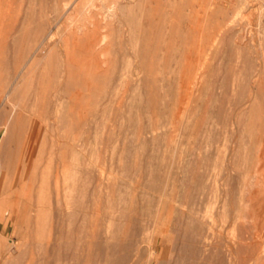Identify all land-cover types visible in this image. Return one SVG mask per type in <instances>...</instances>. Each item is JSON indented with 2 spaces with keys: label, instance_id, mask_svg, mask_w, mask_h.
I'll return each instance as SVG.
<instances>
[{
  "label": "rangeland",
  "instance_id": "1",
  "mask_svg": "<svg viewBox=\"0 0 264 264\" xmlns=\"http://www.w3.org/2000/svg\"><path fill=\"white\" fill-rule=\"evenodd\" d=\"M60 2L64 1L0 0V247L9 239L13 246L25 240L23 220L33 215L20 197L27 172L36 171L39 177L43 171L48 175L52 167L50 173L60 177L58 148H73L72 156L71 151L66 153L68 159L88 165L82 167L89 171L86 191L91 220L86 231L91 236L102 230L99 240L105 237L115 244L140 220L145 227L138 236L135 258L139 259L133 264H149L152 259L154 264H220V257L228 264L222 250L230 248L236 231L229 224L219 228V189L227 193L228 213L245 176L255 184L248 197L264 195V0H75V9L67 13L59 8L67 15L57 10ZM113 3L131 6L129 21L120 29L106 17ZM56 15L60 26L67 22L74 28L87 26L97 38L105 33L109 68L114 64L115 71L121 72L127 62L138 67L113 93L115 81L110 87L102 77L91 79L93 68L82 66L87 69L80 71L83 87L73 88L78 97L70 101L69 128L59 126V130L50 82L34 80L40 96L33 102L37 110L28 114L27 102L10 99L13 91L8 81L12 39L22 48L21 60L37 23ZM74 28L62 37L73 31L80 45L84 34ZM58 35L53 41L59 42ZM82 50L76 52L79 60ZM141 59L144 65L138 62ZM37 67L34 76L44 71L42 65ZM189 210L212 223L206 250L185 234ZM3 228H8L7 236L2 235ZM90 252H99L97 246L92 245ZM66 253L62 248L58 264L75 262ZM119 254L124 251L116 252V257Z\"/></svg>",
  "mask_w": 264,
  "mask_h": 264
},
{
  "label": "bare ground",
  "instance_id": "2",
  "mask_svg": "<svg viewBox=\"0 0 264 264\" xmlns=\"http://www.w3.org/2000/svg\"><path fill=\"white\" fill-rule=\"evenodd\" d=\"M62 1H64L63 4L60 2L61 3L60 6H58V4L56 5L58 6L56 7L57 10L61 9L62 11H66L65 13H67L70 9L74 8L75 6L74 5L75 0H71L70 3L68 0H62ZM130 10H131V6L129 5L113 3V5L110 6L108 12L106 13V17L107 18L110 17V20H113V22H115L119 28L120 26L123 25L124 21H129L128 17L130 14ZM65 13H62L60 15H63ZM60 17L61 16H59L58 18ZM55 18H57V15L55 17L53 16L50 19L43 20L37 23V28L34 32V38L32 42L28 44L27 47L25 48L21 60L19 58V52L20 49L22 48L21 46L18 45V42L16 41L15 38L12 39L11 46L12 49L14 48V53L12 52L14 55L13 58H11L12 67L9 64L10 70L12 68L11 70L12 72L10 71L12 74L9 76L8 81H10L9 86L11 85L10 87H12V91H13V93L9 95L11 97L10 99L12 101L14 99L15 100L17 99L18 102V99L20 98V104L23 101L24 103L27 102L29 105L25 103L28 105L26 106L25 111H28V114L29 112L34 113L37 110L34 109L33 102L40 96L39 90L36 89L37 86L39 87V84L35 86L34 80L38 79L37 81H40L36 83H43L45 80L46 82H50L52 86L51 88L52 93L49 94V97L53 98L55 102V108L53 113L56 117V121L54 120L55 125L58 126L56 127L54 125V122L53 125L58 129L59 126L68 127L66 123V119L69 118V116L72 114V111L69 109L70 101L72 102L75 99V97L78 95V93L76 92L77 90L75 91L73 90V88L83 87L82 83H80L79 80L81 79L80 77H83L82 75L80 76V71L81 68L82 71L84 70L83 69L84 65H90L93 68L92 71L93 73L90 75L89 78L93 79V78L102 77L103 80L109 81L108 84L110 87H111L110 82L115 81L116 82L115 84L112 82L114 84V85L112 84L114 86V88L112 86L113 93L115 92L114 90L118 89V87L123 85L122 84L123 80L125 82L126 78L129 77V75L132 76L131 74L134 71L136 73V69L138 71V67L136 66L135 68H133L130 66V64L132 65V63L127 62L126 64H124V67H122L123 69L121 70V72L119 70H118L119 72L115 71L114 64H112L111 68H109V60H108L109 53L106 48L107 35L105 33L101 34L99 38H97L96 36L92 37L94 34L92 36L90 35V31L87 29V26H84L83 28L79 26L74 28L73 26L74 23L71 24V22H67V24L60 26L61 25L59 23L60 21L58 22ZM107 24L105 25L107 26ZM72 27L76 29V31L83 32L84 34L83 38H79L81 48L79 43L77 44V42L75 41V35L72 34L73 31H69L70 35L66 33L68 37H62L64 31L68 32L69 29L70 30L73 29ZM221 27L223 28L226 26H224L223 24L221 25ZM228 27L231 28L229 25ZM228 27L227 29L225 28L223 29L229 32ZM102 28L104 29L105 26H102ZM223 29L222 31H224ZM12 30H13L12 33L16 31L14 28ZM218 32L220 31L218 30ZM55 34L57 35L60 34L59 42L53 41V37ZM231 35L232 34H230V36ZM76 36L78 37V34ZM212 44L213 43H211L210 45L215 46ZM61 46L63 47V49H61ZM214 48L213 50H215ZM78 49H83L82 51H84V53L81 59L87 62V64H84L85 63L84 61L82 63V60L81 59L79 60L77 58L78 55L76 52L78 51ZM136 54L137 56L138 55L142 56V54L140 55L138 54V52H136ZM75 56L76 58H74ZM138 58L144 59V56ZM263 61L264 60H262V62ZM138 62H140V64L143 65L145 64L144 61L143 63H141L142 59L141 61ZM168 62H170V60ZM40 64L42 65V69H44V71L43 72L41 71V73L39 74L37 72L38 76L37 75L34 76V73L36 72V68H38L37 66H41ZM148 64L150 65L149 62ZM152 68L153 67H151V69ZM86 69L84 70V72L86 71ZM168 70L169 73L173 71L171 69V66L170 69ZM174 73H176V71H174ZM174 73L172 72L170 73V75L171 74L174 75ZM110 74H115V76L112 77V75ZM85 75L86 74H84V76ZM159 78L162 79L161 76ZM165 79L162 81H165ZM71 90L72 92L75 91L76 94H72ZM103 94H105L106 97L108 91L106 90V92ZM21 112L23 113L24 111H19V113L17 112V114H20ZM20 116L18 117V120L20 119ZM29 121L30 120H28V122ZM241 121L242 120H240V122ZM13 124L14 123H12V125L7 126L6 131L9 128L13 127ZM253 131L255 130L253 129ZM7 137H10V135L8 134ZM7 142L9 143V141ZM41 150L40 152H42ZM53 150L55 149H52V151L50 150V152L53 153ZM58 150H59V154H58L59 156L58 155L56 156H58V159L60 158L62 163L61 167H63L62 170L60 169L61 170V172L59 173L61 175L60 177L57 175V173L55 175L54 174L52 175V172L50 173L51 170L49 169H51L52 167L47 170L49 171L47 172L48 175H45V172L43 171L42 172L43 174L40 175V173H38L39 177H37L36 171L32 172L30 170L27 172L26 178L23 182H21L23 176L21 177L20 182L23 184L22 185L23 187L21 188L22 191L20 193L21 195L20 197L23 198V201L26 200L27 204L29 203L28 206L29 209L33 212V215H31L30 212H28L27 215L30 214L31 216H28L23 220L24 222L23 229L26 234L25 236H23L22 239H24L25 237V240L20 241L15 246H13L10 239L7 240L4 246L2 244V248L0 247V264H58V260L61 258L60 252L62 248H66V252H67L65 254L66 257L69 260H72L73 262L75 261L74 262L75 264H133L135 261L138 262L139 258L136 259L137 258L136 255H138L139 244H140V238H138V236L141 234V232H143L145 226H142L140 220H137V225H135L136 227H134L131 232H126L125 235L126 237L124 240H120L115 244H111L108 241H105V237H104V241L99 240V238L103 235L102 230L98 231L94 236H91L90 230L88 229L89 232L86 231V228L89 227L88 224L90 225L89 221L91 220L90 219L91 211L89 206L90 204L88 200L89 197L86 191L87 184L89 182V178L87 176V172L89 173V171L87 170L88 165L86 163L83 164L79 161H76L77 160L76 158L72 162L71 160L68 159L66 153L68 151H71V156H72L74 151L73 148H62V149L58 148ZM53 154L55 155V153ZM42 155L43 153H41V156ZM41 156L37 158V160L38 159L41 160L42 159ZM56 156L52 158L54 159L56 158ZM60 160L57 162V164L60 163ZM7 165L9 166V164ZM83 165H85V167L87 168H83L82 167ZM37 166L38 168L40 167L39 169L42 168L41 165L39 164ZM59 166L56 168H59ZM4 167L7 169L6 166ZM38 168L35 169L38 170ZM45 169L47 168L45 167ZM54 170L56 169L53 168V171ZM12 171L13 170H11V172ZM40 171H42V169ZM98 176L101 177L102 174L101 175L98 174ZM98 176H97V180H98ZM99 186L101 188V184H98V187ZM254 186L255 184L250 182L247 176L243 178V180L238 184L235 200L231 203L233 207L231 208V211L229 213L226 209L227 199L225 197L227 193L225 190L219 189L218 197H217L218 198L217 202L218 204L220 203V206H218V209H220L219 210L220 215H218L220 216L218 217L220 218L219 228L222 229L226 226V224H229L230 226H233L236 231L234 242L230 245V248L226 250H222L228 264H264V195L258 196L256 193H254L250 195V197H248V193L250 189H252ZM95 190L97 191V189ZM17 191H18L17 193H19V190ZM98 191L100 192L101 190L99 189ZM159 202L161 203V201ZM186 216H187L186 225L188 229H186L185 234L189 236L192 241L194 242L199 241L201 244H203L204 250H206L205 247L208 245L207 240L209 238L210 230L212 229L211 228L212 226H210L212 223L210 224L204 216L198 215L195 211L192 210H189ZM78 217H80V220H78ZM17 227L22 228V226H17ZM7 229L8 228L6 229L3 228L2 230L3 234L1 233L3 236H7L8 233ZM92 245H94L95 247L97 246V250L99 252L94 254L90 252V248ZM218 246L223 249L224 243L222 241L221 242L219 241ZM215 247H216V243H215ZM120 250H123L124 254L122 255L119 254L120 256L116 257L115 253L120 252ZM130 251H134V253L131 255ZM69 260L66 262H69ZM154 261L155 260L152 259L149 264H154L155 263ZM224 261H225L224 258L221 257L219 258L220 264H223ZM202 264H206V262L204 261Z\"/></svg>",
  "mask_w": 264,
  "mask_h": 264
}]
</instances>
